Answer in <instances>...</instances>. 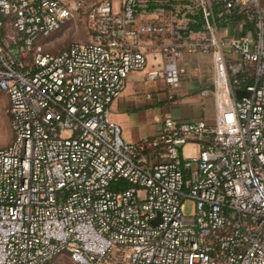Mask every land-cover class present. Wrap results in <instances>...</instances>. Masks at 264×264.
Returning a JSON list of instances; mask_svg holds the SVG:
<instances>
[{"label":"built area","instance_id":"built-area-1","mask_svg":"<svg viewBox=\"0 0 264 264\" xmlns=\"http://www.w3.org/2000/svg\"><path fill=\"white\" fill-rule=\"evenodd\" d=\"M259 2L0 0L13 135L0 148V264H264ZM79 20L86 41L44 50ZM195 54L211 57L213 122L164 115L156 136L126 142L110 107L128 76L176 89Z\"/></svg>","mask_w":264,"mask_h":264},{"label":"crops","instance_id":"crops-1","mask_svg":"<svg viewBox=\"0 0 264 264\" xmlns=\"http://www.w3.org/2000/svg\"><path fill=\"white\" fill-rule=\"evenodd\" d=\"M153 60L149 58L150 66ZM185 68L176 89L162 80L148 82L143 72L128 76L122 96L110 107L111 119L120 126L126 142L137 143L156 136L164 115L180 121L213 122L211 57L205 54L188 56Z\"/></svg>","mask_w":264,"mask_h":264},{"label":"rangeland","instance_id":"rangeland-1","mask_svg":"<svg viewBox=\"0 0 264 264\" xmlns=\"http://www.w3.org/2000/svg\"><path fill=\"white\" fill-rule=\"evenodd\" d=\"M264 10V0L259 2ZM87 40L85 27L81 20L71 23L63 29L43 39L44 50L50 54H56L67 48L73 42H84ZM7 97L0 92V148L6 147L12 141L13 135L10 128V118L7 114ZM192 212V203L185 204V214ZM48 264H74L66 255H59Z\"/></svg>","mask_w":264,"mask_h":264},{"label":"water","instance_id":"water-1","mask_svg":"<svg viewBox=\"0 0 264 264\" xmlns=\"http://www.w3.org/2000/svg\"><path fill=\"white\" fill-rule=\"evenodd\" d=\"M247 93L245 91H242V90H236L235 91V96L237 99H240L242 98L243 96H246Z\"/></svg>","mask_w":264,"mask_h":264}]
</instances>
